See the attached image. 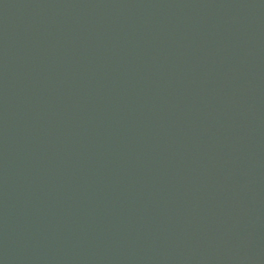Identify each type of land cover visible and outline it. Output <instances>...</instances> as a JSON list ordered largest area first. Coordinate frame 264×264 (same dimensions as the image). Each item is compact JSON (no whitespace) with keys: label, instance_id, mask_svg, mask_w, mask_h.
I'll return each instance as SVG.
<instances>
[{"label":"water","instance_id":"obj_1","mask_svg":"<svg viewBox=\"0 0 264 264\" xmlns=\"http://www.w3.org/2000/svg\"><path fill=\"white\" fill-rule=\"evenodd\" d=\"M0 264H264V0H0Z\"/></svg>","mask_w":264,"mask_h":264}]
</instances>
